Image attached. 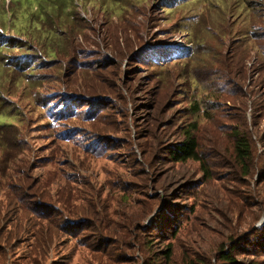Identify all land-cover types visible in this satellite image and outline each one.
I'll use <instances>...</instances> for the list:
<instances>
[{"label":"rangeland","instance_id":"obj_1","mask_svg":"<svg viewBox=\"0 0 264 264\" xmlns=\"http://www.w3.org/2000/svg\"><path fill=\"white\" fill-rule=\"evenodd\" d=\"M143 263L264 264V0H0V264Z\"/></svg>","mask_w":264,"mask_h":264},{"label":"trees","instance_id":"obj_2","mask_svg":"<svg viewBox=\"0 0 264 264\" xmlns=\"http://www.w3.org/2000/svg\"><path fill=\"white\" fill-rule=\"evenodd\" d=\"M187 141L181 145H177L176 149L171 150L172 153H175L174 155L177 160H181V161H185L188 159L199 160L200 158L195 153L193 138L188 136ZM234 152H235V156L241 162H245V160L249 158L250 144L244 137L239 136L237 142L235 143ZM170 256H171V252L169 251L167 255L165 256L167 262L169 261ZM143 264H146V263H143Z\"/></svg>","mask_w":264,"mask_h":264}]
</instances>
